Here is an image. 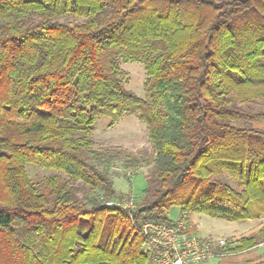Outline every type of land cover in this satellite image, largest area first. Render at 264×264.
Returning a JSON list of instances; mask_svg holds the SVG:
<instances>
[{
    "label": "trees",
    "instance_id": "16d2710c",
    "mask_svg": "<svg viewBox=\"0 0 264 264\" xmlns=\"http://www.w3.org/2000/svg\"><path fill=\"white\" fill-rule=\"evenodd\" d=\"M119 62L142 64L144 98ZM263 101L264 0H0V264H148L141 226L172 209L263 218ZM124 117L154 154L127 211L106 205L128 198L111 167L139 160L91 140ZM263 243L264 227L229 253Z\"/></svg>",
    "mask_w": 264,
    "mask_h": 264
},
{
    "label": "rangeland",
    "instance_id": "374dc122",
    "mask_svg": "<svg viewBox=\"0 0 264 264\" xmlns=\"http://www.w3.org/2000/svg\"><path fill=\"white\" fill-rule=\"evenodd\" d=\"M118 67L123 74L122 84L124 89L136 95L138 98H144L146 73L142 64L138 62L126 64L119 62ZM251 108L253 109V105ZM263 108L264 101L255 106L256 110H261ZM94 128V132L91 136L94 149L109 148L119 150L123 155L132 156L139 160V164L135 168H124L122 166V161L124 159L116 162L111 167V175L116 183L117 191L122 193L125 197H131L134 203H136V201L142 197V191L146 186V180L152 172V161L154 158L148 140V130L146 126L136 117H124L118 120L113 126H109V121L106 118H99ZM26 172L32 183H42L47 177L52 175H58L64 180L67 179L63 174L54 171H46L31 165L27 166ZM81 197L82 195L80 194L79 198ZM178 215L177 209H172L169 212V218L172 220H176ZM189 220L190 223L197 225V234L201 237H224L232 240L238 245L242 238L253 235V222L245 224L242 234H236L235 231L243 222L228 223L222 220L212 219L208 216L195 214H192ZM211 261H209L208 264H214V262Z\"/></svg>",
    "mask_w": 264,
    "mask_h": 264
},
{
    "label": "built area",
    "instance_id": "2783aa9c",
    "mask_svg": "<svg viewBox=\"0 0 264 264\" xmlns=\"http://www.w3.org/2000/svg\"><path fill=\"white\" fill-rule=\"evenodd\" d=\"M106 205L127 211L134 207V201L128 197ZM141 233L147 239L143 253L150 257L148 264H203L232 255L229 250L235 246L224 237L197 235L186 214L178 215L170 225L145 222Z\"/></svg>",
    "mask_w": 264,
    "mask_h": 264
},
{
    "label": "crops",
    "instance_id": "0c3cea01",
    "mask_svg": "<svg viewBox=\"0 0 264 264\" xmlns=\"http://www.w3.org/2000/svg\"><path fill=\"white\" fill-rule=\"evenodd\" d=\"M253 129L264 132V121L254 122ZM253 222V235L256 234L264 226V217L259 220H249L242 223V225L235 231L236 234H242L244 232L245 224ZM256 222V223H255ZM193 231L197 234L198 227L196 224H192ZM199 235V234H197ZM200 236V235H199ZM204 237V236H203ZM235 244L234 247H236ZM211 261V260H210ZM211 262L214 264H264V243L259 244L253 248L247 249L243 252L233 253L232 255L225 256L223 258L214 259ZM208 262L203 264H208Z\"/></svg>",
    "mask_w": 264,
    "mask_h": 264
}]
</instances>
